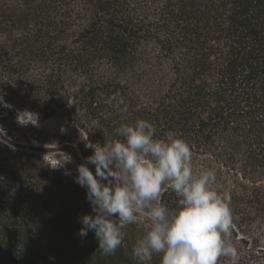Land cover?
<instances>
[{
    "label": "trees",
    "instance_id": "1",
    "mask_svg": "<svg viewBox=\"0 0 264 264\" xmlns=\"http://www.w3.org/2000/svg\"><path fill=\"white\" fill-rule=\"evenodd\" d=\"M0 97V264H139L150 221L100 255L79 235L94 213L78 173L29 143L56 127L86 163V141L122 140L137 120L186 141L196 174L215 170L236 264H264V0H0ZM28 113L37 125L17 122Z\"/></svg>",
    "mask_w": 264,
    "mask_h": 264
},
{
    "label": "clouds",
    "instance_id": "2",
    "mask_svg": "<svg viewBox=\"0 0 264 264\" xmlns=\"http://www.w3.org/2000/svg\"><path fill=\"white\" fill-rule=\"evenodd\" d=\"M28 114L35 119L22 120L20 114L17 122L37 125V117ZM116 132L122 140L103 146L85 143L92 155L77 166L74 182L86 189L94 215L79 218L83 225L79 235L93 231L99 254L112 255L122 246L125 229L146 217L150 225L133 247V258L139 264H148L155 254L161 256V264H218L220 257L236 264L237 251L228 242L232 228L229 191L213 188L215 170L196 174L190 145L174 132L157 138L148 121L122 124ZM4 135L0 127V137ZM64 157L63 165L71 162L70 156ZM88 164L94 165L95 174ZM165 189L179 198L177 208L161 203Z\"/></svg>",
    "mask_w": 264,
    "mask_h": 264
},
{
    "label": "rangeland",
    "instance_id": "3",
    "mask_svg": "<svg viewBox=\"0 0 264 264\" xmlns=\"http://www.w3.org/2000/svg\"><path fill=\"white\" fill-rule=\"evenodd\" d=\"M44 134V141L42 143L33 141L29 139V143L32 145L42 148L45 150V153L43 156L51 162H59V163H64L65 162V156H70L71 157V162L65 164L66 166L71 164V169L73 171H76L77 166L80 164H85L84 162L81 161L78 162L75 158V154L77 153L78 157L81 159L79 151L76 149V147L68 142V139H65V136L63 140H60L62 137H57V128H46ZM47 135V136H46ZM54 135V138H53ZM62 135V134H61ZM89 169L95 174V167L94 165L88 164L87 165ZM77 172V171H76ZM146 218V217H145Z\"/></svg>",
    "mask_w": 264,
    "mask_h": 264
}]
</instances>
